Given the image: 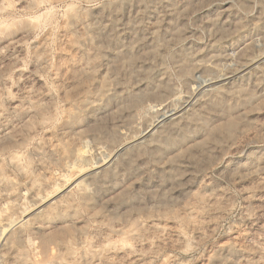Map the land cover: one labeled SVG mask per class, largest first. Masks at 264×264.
<instances>
[{"label": "rangeland", "instance_id": "374dc122", "mask_svg": "<svg viewBox=\"0 0 264 264\" xmlns=\"http://www.w3.org/2000/svg\"><path fill=\"white\" fill-rule=\"evenodd\" d=\"M50 260L264 264V0H0V264Z\"/></svg>", "mask_w": 264, "mask_h": 264}, {"label": "bare ground", "instance_id": "6f19581e", "mask_svg": "<svg viewBox=\"0 0 264 264\" xmlns=\"http://www.w3.org/2000/svg\"><path fill=\"white\" fill-rule=\"evenodd\" d=\"M70 15V14H69ZM70 17V16H69ZM91 61L93 62V64L95 65V63H96V58L95 57H92L91 58ZM85 73V72H84ZM102 88H104L105 87V85H106V80L105 81H102ZM252 99V96H251V94H249L248 92H244V100H251ZM233 127L235 128V126H234V119H227L225 122H223V123H221L220 125L218 124V125H216V126H213V127H211V128H209V130H208V132H207V134H206V136H205V138L202 140V141H200L199 142V145H200V147H202V148H204L207 144H208V142L210 141V140H212V136H213V132H215V131H218L219 130V132L221 131H225V134L226 133H232V129H233ZM215 135V134H214ZM228 135V134H227ZM214 137H217V136H214ZM214 139H216V138H214ZM182 153V150H176V152L174 153V155L171 157L172 159H175V158H177L180 154ZM65 229V228H64ZM70 229L71 228H67V231L66 232H69L70 231ZM66 230V229H65ZM63 235V234H62ZM55 237H56V235H54ZM51 238H53V236L51 237ZM57 238V237H56ZM50 239V238H49ZM44 240H46V239H44ZM46 242H48V240H46ZM44 243H45V241H44ZM69 249H67V251H68ZM49 264H57V261L56 260H50V263Z\"/></svg>", "mask_w": 264, "mask_h": 264}]
</instances>
